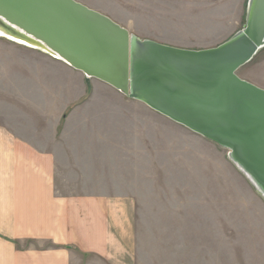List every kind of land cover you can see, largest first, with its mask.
<instances>
[{
    "label": "crops",
    "instance_id": "obj_1",
    "mask_svg": "<svg viewBox=\"0 0 264 264\" xmlns=\"http://www.w3.org/2000/svg\"><path fill=\"white\" fill-rule=\"evenodd\" d=\"M3 39L0 264H139L137 196L128 191L132 186L122 176L139 156L134 150L130 156L126 147L129 124L117 116L65 115L67 108L77 110L88 103L85 82H90L92 93L106 89L127 96L40 50ZM50 63L60 68L50 69ZM66 75L76 84L70 95L62 89ZM49 76L54 78V93ZM50 94L59 113L51 119ZM16 101L19 114L11 106ZM131 101L158 114L160 123L185 128L145 103ZM123 138L124 149L116 147ZM102 173L118 181L110 184L103 179L106 175H98Z\"/></svg>",
    "mask_w": 264,
    "mask_h": 264
},
{
    "label": "rangeland",
    "instance_id": "obj_2",
    "mask_svg": "<svg viewBox=\"0 0 264 264\" xmlns=\"http://www.w3.org/2000/svg\"><path fill=\"white\" fill-rule=\"evenodd\" d=\"M76 1L102 12L141 39L189 49L217 46L240 30L247 2ZM58 67L49 65L50 69ZM237 74L264 89V47ZM53 80L49 76V90ZM73 80L66 75L62 87L66 95L75 90ZM85 83L86 97L80 100L85 97L88 103L77 110L67 108L65 115L123 118L129 124L125 126L129 155H139L129 163L128 173L122 174L132 186L128 191L137 196L138 263L264 264V200L228 159L227 150L187 128L160 123L158 114L131 101L135 99L106 89L92 93L90 82ZM57 103L50 94V119L59 115L53 108ZM11 106L17 110L19 102ZM115 143L124 149L126 142L123 138ZM98 175H106L103 179L110 184L117 180L113 174Z\"/></svg>",
    "mask_w": 264,
    "mask_h": 264
},
{
    "label": "water",
    "instance_id": "obj_3",
    "mask_svg": "<svg viewBox=\"0 0 264 264\" xmlns=\"http://www.w3.org/2000/svg\"><path fill=\"white\" fill-rule=\"evenodd\" d=\"M0 38L40 50L227 150L264 200V89L239 77L264 47V0L217 46L141 39L76 0H0Z\"/></svg>",
    "mask_w": 264,
    "mask_h": 264
}]
</instances>
